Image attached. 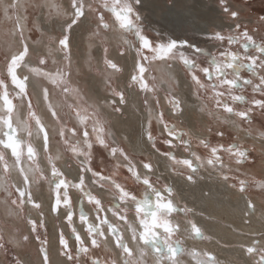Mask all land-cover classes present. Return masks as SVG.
<instances>
[{
    "label": "snow or ice",
    "instance_id": "snow-or-ice-1",
    "mask_svg": "<svg viewBox=\"0 0 264 264\" xmlns=\"http://www.w3.org/2000/svg\"><path fill=\"white\" fill-rule=\"evenodd\" d=\"M43 10L59 11L61 5L55 0H44L43 4L37 5ZM143 0H70L71 14L64 25V34L55 39L59 51L63 52V58L55 69L48 68V59L45 55L38 54L36 65L30 62V55L34 48L30 49L27 38L24 35V23L26 19L21 13L27 12V6L21 0H8L2 11L8 19L14 17L15 31L13 39L18 43L15 51H10L4 56L5 73L0 77V128L6 129L0 136V192L4 193V199L0 201L6 206L7 214L13 212L20 215L28 226L27 234L17 240L18 229H13V235L5 238V233L0 230V250H5L9 243L19 244L30 242L35 239L39 243V255L41 264H81L86 258V264H146L148 252L146 246H151L153 254L157 257V264H182L181 257H187L186 264H218L216 256L210 251H201L192 246L186 250L184 238L194 241H211V235H205L204 230L198 225L196 217L212 220L205 217L203 211H197L193 207L183 206L175 203L179 195L178 189L173 185L165 183L160 187H154L151 183V174L155 169L149 159L137 160L128 149L115 142L109 143L106 138L111 133H106L103 109L109 107L111 114L117 117L124 116L128 107L126 92L138 89L143 94V106L145 110L143 144L149 146L151 151L170 162L167 165L173 175L181 179L189 186H195L205 179L201 170L215 176L218 182L238 192L245 203V215L242 221L250 224L249 217L255 216L257 206L253 197L249 194V188H259L264 195V180L249 179L246 175L247 165L255 164L257 160L264 167V132L255 137L260 144L261 154L253 157L256 146L240 145L235 138L229 144L217 141L215 144L207 137H196L193 145L192 137L185 140L188 133L178 131L175 125L168 123L164 118V110L161 107L160 89L157 86V77L152 75L153 70L160 65L169 73L167 82L169 87L165 91L164 100L173 116L183 115L182 100L176 96L175 90L180 80L173 78L171 73L179 77L176 70L182 69L184 79L188 82L190 93L201 101L199 111L207 112L214 117L218 123L225 126L235 125L236 121L231 117L238 118L241 124L251 125L252 114L259 110L264 115V35L260 36L257 43L254 33L258 34L264 27V16L258 17L259 24L249 29L247 25L239 23L240 13L233 10L229 0H219L222 16L232 21L226 26L221 25L220 30H213L204 34V39L214 40L221 47L219 56L210 53L207 49L189 39L179 37L163 38L160 32H156L153 38L146 31L141 14ZM92 17L95 25L94 36L99 37L101 32L118 33L119 40L127 46L129 53L134 49L132 56V68L127 76H123L124 69L113 59L108 57V47H103V64L105 69L113 73H121L120 82L122 87L113 85L107 81L110 87V96L103 101L90 103L78 86H74L71 76V51L70 39L74 26ZM226 27V33H225ZM132 39H127V36ZM227 45V47H225ZM238 45L239 47H234ZM53 49H48V55ZM119 56L125 57V48H119ZM252 52L255 55L251 54ZM201 55L207 56L202 66L199 62ZM57 64L56 60L52 61ZM241 69H247L252 78H243V84L238 83L242 77ZM23 73V74H21ZM148 74V75H146ZM231 75V78H229ZM203 77V79H202ZM31 78H38L39 86L33 85L29 93ZM151 81V82H150ZM9 83L12 86V94L9 92ZM244 86H251L253 98L248 100L243 94ZM53 96H58L60 102L56 103ZM14 99H19L21 105L26 107V119L17 117V126L26 132L28 140H22L17 135V128L13 126L12 114L15 108ZM33 99L36 105L33 104ZM208 102H213L214 110L208 108ZM237 105L243 110H237ZM36 106H42L52 121L49 128L36 111ZM222 110L225 117L221 118L218 113ZM155 120L161 127V143L167 150L161 151L157 146L156 139L152 134V124ZM33 122L36 135L41 139L39 149L30 142L33 136ZM239 127V126H238ZM248 132L249 129L241 128ZM209 134L212 129H207ZM166 134V135H165ZM215 136L223 139L225 131L217 130ZM57 138L58 144L65 146L66 152H71L78 161V179L68 180L64 173L57 167L59 156L51 155V143ZM71 137H78L72 142ZM123 139L131 140L128 137ZM26 145V152H25ZM94 146H99L108 151L113 159V167L108 174L98 171L92 166ZM203 148L206 155H201L196 149ZM177 150H182L186 156L178 157ZM143 151V147H141ZM43 156L50 167L54 181L53 199L49 211L54 219H59L61 209H64V221L69 229L65 235L63 229H58L55 238V249L57 260L50 256V241L47 237L45 219L42 203L33 199L31 191L30 174L35 176L37 182L46 180L40 168L39 159ZM31 162L26 170L23 159ZM229 161L225 163V160ZM11 161V164H10ZM16 170L20 182L15 183L10 179L11 170ZM242 169L244 171H242ZM127 173L128 179L142 182L151 188L156 197L155 210L151 209L153 201L147 195L138 200L131 193L125 182L120 179V173ZM87 177V180H86ZM96 185L100 190L105 185H110L118 195V201L113 199L106 207L102 198L93 194L88 183ZM75 189L82 199L93 206L94 219L89 218L83 207L79 208L78 222L81 231L74 223L72 199L69 189ZM207 196L208 193H203ZM135 205V216L130 221L128 217V204ZM29 205L35 210L39 219L23 215L24 208ZM144 212L143 218L140 214ZM264 215V205L260 207ZM175 213V215H173ZM182 216L183 219H179ZM138 219V225L135 221ZM123 228V231H121ZM40 229H45L43 235ZM162 229V233L161 230ZM127 233V239L125 238ZM240 235H251V242L240 244L239 248L245 256L251 258V264H264V231L256 238L255 234H246L242 231ZM173 236L178 238L172 239ZM74 241L70 243V238ZM141 242L143 246L141 247ZM163 242V247H161ZM217 243H221L217 241ZM111 244L118 252L113 258L109 254L104 259L95 255L93 250L103 249ZM222 246H229L226 243ZM15 264H22L17 258Z\"/></svg>",
    "mask_w": 264,
    "mask_h": 264
},
{
    "label": "rangeland",
    "instance_id": "rangeland-1",
    "mask_svg": "<svg viewBox=\"0 0 264 264\" xmlns=\"http://www.w3.org/2000/svg\"><path fill=\"white\" fill-rule=\"evenodd\" d=\"M206 1H210L212 3L213 7L218 11V13H217V15H219L218 17L223 21V23H225V26L227 24H229V23H233L232 21L227 20V19H225L222 16L221 9L219 7V0H206ZM7 2H8V0L5 3H3V0H0V77H4L6 75V73H5V64H4V56H5V54L9 53L10 51H15L16 48L18 47V43L13 39V32L15 31L14 17L12 19H8V18H6L4 16V13L2 11L3 6ZM55 2L58 5H61V1L60 0H55ZM68 2H69V11L68 12L64 11L62 5H61V8L59 9L58 12L57 11H50L48 8H45L44 9V13H43V20L46 23L51 22L53 24L54 23L57 24V23H63L64 22V25H65V23L68 21L69 15L71 14L70 0H68ZM21 3L27 6V12L26 13H24V12L21 13L23 16L26 17V19L22 21V23H24V35H25V37L28 40L30 49H32V48L35 49V51H33L31 53L30 58H29L31 64L32 65H36L38 63L39 56H38L37 53H39V54L45 55L47 57V59H48V68L49 69H55L58 66V64L61 62L64 54H63V52L58 50L56 44L54 43L55 37L50 36L47 32L42 31L41 28H40V22L37 19H38V17L40 18L41 8L37 7V5L42 4L43 0H21ZM170 3H171V0L168 1V5H170ZM229 3L231 4L233 10H237L240 13V19H239L238 22L241 23L242 25H247V27L250 30L255 28L259 24L258 17L264 16V0H229ZM145 13L146 12H142L141 11L142 16L144 17V20H143L144 27H145L146 31L148 32V34L150 36H152L153 38H155L156 37V33L154 31L150 30V28L148 27V25H147V23L145 21ZM200 19H202V18H200ZM82 20H83V18H82ZM86 21L88 22V25H87L88 32H87L86 38L88 39V41L89 40L96 41L97 43H99L102 46V49H101V53H102L101 61L99 62V66H98V65H96L98 63L95 61V58L91 57V58L87 59L88 61L87 60L82 61L81 65H79L80 59L78 57H74L72 55L73 51H75V50H72L71 46H70V51H71V76H72V80L74 81V86H78L82 90V92H83V94L85 96V99H87L90 103H92V102H97V101L89 99L90 97L88 96V91H87L88 86H87V82L86 81L89 79V76H88L89 73H93L94 72L93 75H95L98 78L104 79L106 81V84L104 86L105 91H103L104 92L103 94L106 93L105 95H108V96L110 95V87H109L107 81H111V83L113 85H117L115 78L118 77V76H121L122 74L121 73H113L112 70L105 69V66L103 64V55H104L103 54V47L105 45L108 47V50H109L108 57L110 59H112L110 57V52H111L112 47L105 40L104 37H105V35L110 34V33L114 32L115 30H113L112 32H107V33L101 32L100 36L97 37V36H94L92 34L94 32V29H95V25H94V22L92 20V17H89ZM64 25H63V31L62 30L61 31L60 30H56L55 31V33L57 32L56 33V35H57L56 38L61 37L64 34ZM75 27L76 26H74L73 29ZM73 29H72V31H73ZM213 30H220V27H212L209 32L207 31V32H204V33L191 32V34L189 33L190 35L189 34H184L183 37H179V38L180 39L187 38L190 41H195V42L198 43L199 46L207 49L210 53L219 56V52L222 49L217 44V42L214 41V40L204 39V34L205 33H210ZM72 31L69 34L70 41L72 39ZM225 33H226V27H225ZM261 35H264V27H261L260 33H258V34L254 33V36H255V39L257 40V43L260 42L259 38H260ZM169 37L174 38L173 36L168 35L164 39L167 40ZM127 39L131 40L132 37L129 35V36H127ZM54 44H55V46H54ZM225 47H227V45H225ZM234 47H239V46L236 45ZM49 48L53 49L51 55H48V49ZM118 48H125L126 51L128 50L127 46L123 45L122 43L118 44ZM132 50L134 52V49H132ZM74 53L78 54V51H75ZM58 54H59V57H58ZM134 54H135V52H134ZM251 54L255 55L254 52H252ZM207 58L208 57L205 56V55H201L199 57V62L202 64V66H208L205 63ZM53 60H56L57 64H53L52 63ZM88 64L90 65V68H89ZM80 66L82 67V69H80ZM77 68H79V69H77ZM78 70H80V71H78ZM180 70H181V72L184 75L183 70L182 69H180ZM85 72L86 73L88 72V73L86 74ZM21 74H23V73H21ZM151 74L152 75H156V77H157L156 83H157L158 88L160 89V93L159 94H160V98H161V107L164 110V118H165V120L168 123L175 125V127H176V129L178 131H184V132L188 133V135H185L184 139L188 140L190 137H192L193 138L192 139L193 145H195V143H196V139L195 138L198 137V136L197 135L195 136V134H193V133L191 134V132L189 130H187L186 124L181 122L182 119L180 118V116L179 117L174 116V118H173V117L168 115L169 107H168V105L166 104V102H165V100L163 98L164 95H165V91L167 89L163 87V85H162V83L160 81L161 78L158 76L156 69L153 70V72ZM146 75H148V74H146ZM240 75L242 77L241 81L238 82L240 84H243V78L244 77L252 78L251 74L249 73V71L247 69H241ZM84 78L87 79V80L84 81ZM229 78H231V75H229ZM32 79L37 84V86H39L41 81L38 78H32ZM202 79H203V77H202ZM28 91H29V93H31V90L28 89ZM9 92H10V95H11L12 94V86L10 85V83H9ZM129 92H131V94L134 93L135 95H138L139 104H140V109L139 110L145 112L143 103H140V101L141 102L143 101V94L139 93L138 89H132V90L126 92L127 98L129 96ZM234 94H243V95L246 96V98L248 100H251L253 98V93H252L251 86H244L242 93L241 92H235ZM53 100L56 103L60 102V98L58 96H53ZM198 101L201 103L200 100H198ZM13 103L15 105V108H14V111H13V114H12V118H13V126L15 127V122L17 121V117H19L20 119H26V107L21 105V102H20L19 99H14ZM33 104H34V106L36 105L35 99H33ZM0 106H2V102H0ZM234 107H237V110H243L244 108L248 107V105H244L243 108H241V107H239L237 105H234ZM208 108L214 110L213 102H208ZM36 111H37L38 115H40L38 106H36ZM21 112H22V115L20 116ZM203 114H205V116H206L205 119H203V122L205 124L204 125H200V123L198 124V131L200 133H203V135L201 137L209 138L213 144H215L217 141H219L221 143H224V144H229V143H231L233 141L234 138L236 140V143H238V144H240L242 146L243 145H247L248 147H251L253 144H255L256 151L253 152V157H259L260 156V154H261L260 144H259L258 140L255 137H257L260 132H264V115H261L259 110H256V111L253 112L251 125H248L246 123L245 124H241V122L238 120V118H235V117H231L230 118V119L236 121L237 126H239L238 127L239 131H237L233 127L234 125L225 126L223 124L218 123L217 120L214 117L209 116L207 114V112H204ZM218 115L221 118H223L227 114H224L222 112V110H220ZM124 117H125V113H124ZM104 119H105L106 133H111V135H107L106 136V138L108 139L110 144L113 143V142H115L116 144H121L123 147L128 149L129 152L133 156H135L137 160L145 159V158L149 159L150 162L153 164L154 169L156 167V162H157V159L155 158L156 155H157L158 158H162L163 160L166 161L165 158L159 156L158 154L153 153L151 155V154H149L147 152H142L141 153V152L134 151L132 147H129L127 144H125L120 139H114L112 137L113 131L111 129L112 120L109 117L105 116V115H104ZM161 127L162 126H160L155 120H153L152 129H151L153 137L156 139L157 146L161 149V151H165L167 149L161 143V139H162ZM209 127L212 129V133L211 134H209V132L207 131V129ZM241 128L249 129V131L248 132L242 131ZM5 130L6 129L0 128V136L3 135V131H5ZM217 130L225 131V136L223 137L222 140H221V138L215 136V132ZM34 133H35V125H34V122H33V134ZM18 134H20V132L17 133V135ZM243 134H248L251 138H245V137L242 136ZM18 136L22 140H28L27 134L24 131ZM56 139L57 138L54 137L52 139V143L51 144L56 145L57 147H59L62 150L63 154L68 159L67 162H66L68 168L72 169L73 166L75 168L78 167V161L74 159V157L72 156L71 152H66L65 151V146L62 143L58 144L56 142ZM70 139L72 140V142H75L76 139H78V137H71ZM30 142L33 144L34 147L37 148V146L33 143V139L32 138H31ZM196 150L201 155H206V152H205V150L203 148H199V149H196ZM50 151H51V155H53L51 149H50ZM25 152H26V145H25ZM176 154H177L178 157H182V156H186L187 155L186 153L182 152V150H177ZM40 159H39L40 168H41V170L43 172V175L45 177H47V179L46 180H40L39 182H37L36 179H35V183L37 185H39V184H41L43 182L45 184H49L50 185V188H51L50 189L51 202H52L54 181H53V178H52V175H51L50 167L47 165L48 173L45 172L43 170V168H42V164L40 162ZM166 162H167L166 163L167 165L170 163L168 161H166ZM228 162L229 161L227 160V157H226L225 163H228ZM45 163L47 164V162H45ZM113 163H114V161L110 157L108 151H106L104 148H101L99 146H94L92 166L96 170L103 171L105 174H108L109 170H111L112 167H113ZM10 164H11V161H10ZM25 164L28 167L31 166V162L27 161L26 156L23 159V166L24 167H26ZM57 167L62 171V169H61V167L59 165H57ZM14 171H16V170H14ZM78 171H79V168H78V170H76V174H78ZM242 171H244V170L242 169ZM13 172L10 173V179H11L12 182L14 181ZM207 173L208 172H206V174H205V171L201 170V175H204L205 177L207 175H208L207 177H213L211 180L215 179L214 178L215 176H210L209 173L208 174ZM246 175L248 176V178L250 180L251 179L264 180V167H262V165L259 162V160H257L255 164L247 165ZM173 176H175V175H173ZM64 177L67 178L68 180H73V181L76 180V179H72V177H68L67 175H65V173H64ZM126 177H127V173L124 172V171H121L120 179H121L122 182L126 183V186L129 189V191L131 193L135 194L138 200H142L144 198V196L147 195L148 199L153 201V205H152L151 209H147L146 211H154L155 210L156 197L153 194V192L151 191V188L149 186H147V185H144L142 182H136L133 179H128ZM175 177H177V176H175ZM86 180H87V177H86ZM211 180H209V181H211ZM151 183H152V186H154V187H160V186L164 185L166 183V181L163 180L161 177H159L157 174H155V171H154V173L151 174ZM167 184H169V183L167 182ZM88 186L93 191V194L99 196V194L96 192V190L92 189V187H91V186H95V188H98L96 185H93V184H91L89 182ZM104 190L109 191L110 195H112V197H113V198L109 197V198L104 199V200L102 199V202L105 204L106 207L108 206L109 202L112 201L113 199H116L118 201V195L115 193V190L112 189L110 185H105V189ZM69 194H70L71 199H72L73 210H74V212L77 213V215L74 216V223L76 224L77 228H81V225L78 222L79 208L83 207L85 212H87L89 214V218L90 219H94L95 218V214H94V211H93V206L88 204L86 199H82L80 197V194L75 189L70 188L69 189ZM74 194H75V196H73ZM249 194L253 197V200L258 201L261 204V206L264 205V195L261 194L259 188L254 187V186L250 187L249 188ZM3 199H4V193L0 192V201H2ZM33 199H34V197H33ZM176 201H177V204H179L180 206H183L186 203L184 201H181L179 197H176L175 203H176ZM37 202H39V201H37ZM1 206H3V203H0V230H2L5 233V238L7 239V237H9L10 235H13V229H18L17 239L20 240V237L22 235L27 234L26 232H27L28 226H25V224H26L25 220L22 219L20 217V215H18V214H16L14 212L17 215L18 219L20 221H22V223H24L23 224L24 226H22V227H24V229H22L19 224L14 222L15 218L13 217V214L9 215L8 218L3 215V212L1 211ZM30 213H32V214H30ZM60 214L63 215L61 220H60V217H59V219H54V216L52 214L53 220L55 221V227H56L57 230L58 229H63L64 230V228L67 229L66 231L64 230V232H65V235H68L69 229L67 228V226L65 224V221H64V209H61ZM23 215L25 217L31 216L32 218L39 219L37 212H36V215H37L36 216L34 214V212H32V209H31V207L29 205L25 206ZM173 215H175V213ZM259 215H260L259 212H256V214H255L256 219H257V217ZM134 216H135V205H133V204H131V202H129V204H128V217H129V220L131 221ZM143 216H144V212H142L140 214V218H143ZM44 219H45V217H44ZM179 219L182 220L183 217L180 216ZM135 224L138 225V219L135 221ZM45 228L47 229L46 219H45ZM121 231H123V228H121ZM159 231H161V233H162V229L159 230ZM40 232L43 235V233L45 232V229H40ZM204 232H205V230H204ZM205 235H209V234H207V232H205ZM47 237L49 239L48 229H47ZM125 238L127 239L126 234H125ZM176 238H178V237H176V236L172 237V239H176ZM180 238L184 239V247H185L186 250L190 249L193 246V245H191V246L187 247L186 246V242H185V238L184 237H180ZM72 239L74 240L75 238L71 237L70 241ZM72 241L70 243H72ZM211 241H194V242H198V245H196L195 247H197L201 251H210V252H212L215 255L214 251L209 248V247H211ZM34 242H35L37 248L36 249L34 248L32 250V249H30L31 240L28 243H24V242L21 241V248L23 249V254L26 253L25 255L27 256V258L30 257L32 259H35L36 256H38V254H39V252H38L39 243L35 239H34ZM219 244H221L220 248L225 249V250L226 249H231V248L234 247V246H231V245L225 247V246H222V243H219ZM240 244H248V243H240ZM239 245H236V246L239 248ZM141 246L145 247V246H143L142 242H141ZM161 247H163V242H161ZM146 251L148 252V255H147V258H146V264H157V257L153 254V250L151 249V246H146ZM93 253L95 255L100 256L101 259H104L109 254H111V256L113 258L118 256V252H116L114 249H106L105 247H103L102 250L101 249L93 250ZM224 255H222V252H220L219 254L215 255L216 258H217L218 264L220 262H223L224 259L221 258V257L224 256ZM240 255L243 257L244 260L247 261L248 264H251V258L245 256V254L243 253V251L241 249H240ZM17 258L22 262V264H26V263L23 262L22 258L20 257V255L18 253V250H17V247L14 245V243H9L5 250H0V264H15V261H16ZM181 260H182V264H186L187 257H181ZM81 264H86V258L82 259Z\"/></svg>",
    "mask_w": 264,
    "mask_h": 264
},
{
    "label": "bare ground",
    "instance_id": "bare-ground-1",
    "mask_svg": "<svg viewBox=\"0 0 264 264\" xmlns=\"http://www.w3.org/2000/svg\"><path fill=\"white\" fill-rule=\"evenodd\" d=\"M6 1L7 0H3V3H5ZM60 1L64 11L68 12L69 11L68 0H60ZM168 1L169 0H143V7L141 9L142 12H146L145 21L148 27L150 28V30L154 31L155 33L160 32L163 38H166L168 35L176 38V37H183L184 34H189V33L191 34V32H199V33H204L207 31L209 32L212 27H221V25H225V23H223V21L218 17L219 16L217 15L218 11L213 7L210 1L171 0L170 5H168ZM44 9L41 10L40 18L38 17L37 19L40 22V28L42 31L47 32L50 36H53L56 39L57 32L55 33V31L56 30L63 31L64 22L57 24L56 23L53 24L51 22L46 23L43 20ZM87 25L88 22L83 19L79 24V26H76L73 29L70 46L72 50L78 51V54L77 53L75 54L74 53L75 51H73L72 55L80 59L79 65H81L82 61H85L93 57L95 58V61L98 63L96 65L99 66V62L101 61V55H102L101 53L102 46L96 41H92V40L88 41V39L86 38L88 32ZM104 38L112 47L110 52V57L124 69L123 76H127L132 68V56L135 55L133 50H131L130 53L129 50H127L125 52V57L122 58L119 56V51H118L119 50L118 44L122 43L119 40L118 33L114 31L110 34L105 35ZM80 69H82L81 66ZM156 71L158 76L161 78L160 81L163 87L167 89L169 87V84L167 82L169 73L167 72V70L164 68L163 65H160L159 68L156 69ZM176 71L180 73L179 77H176L175 73H171V75L173 76L174 79L178 78L180 80L179 86L176 88L174 94L182 100V108L184 109V112L183 115L180 116V118L182 119L181 122L186 124L187 130H189L191 134L193 133L195 134V136L197 135L198 137H201L203 133H200L198 131V124L200 123V125H204L205 123L203 122V119H205L206 116L205 114L199 111V105L201 103L196 99L194 95L190 93L188 82L186 81V79H184L183 73L179 68ZM93 74L94 72L88 74L89 76L88 80L84 78V81L87 80L86 82L88 86L87 89L88 96L90 97L89 99L95 100L97 102L103 101L105 98H108L110 96V95L109 96L105 95L106 93L103 94L104 93L103 91H105L104 86L106 84V81L104 79L96 77ZM120 77L121 76H118L115 79H116V83L122 87L123 85L120 82ZM33 85L37 86V84L31 78L29 84V90H31V92ZM138 98H139L138 95H135L134 93L131 94V92H129L128 107L125 111V117L124 116L117 117L116 115H112L111 109L109 107L103 109V114L112 120L111 129L113 131L112 137L114 139H120L129 147H132L134 151L141 153L147 152L152 155L153 152L151 151L149 146L143 144V140H142V136L144 132V119L146 113L144 111L139 110L140 104ZM140 103L142 102L140 101ZM38 108L41 119L49 128H51L52 122L49 119L46 110L42 106H38ZM21 115L22 112L20 116ZM168 115L174 118V116L171 114L170 111L168 112ZM15 127L17 128V133L20 132L21 134L23 132L17 126L16 122H15ZM233 127L237 131H239L237 124H235ZM242 136L245 138H251L248 134H243ZM124 137H128L131 140V143H129L128 140L123 139ZM32 139H33V143L39 149V146L41 144V139L37 137L36 130L32 136ZM141 147H143V151H141ZM51 150L54 157L55 156L60 157V159L57 160V165L61 167L65 175H67L68 177H72V179H77L78 175L75 172L77 168H75L74 166L72 169L68 168L66 164L68 159L63 154L62 150L54 144H51ZM40 158H41L40 162L42 164L43 170L48 173V171L46 170L47 164L45 163L46 161L44 157L41 155ZM155 158L157 159L155 174H157L159 177L165 180L166 183L168 182L170 185H173L176 189H178L179 195L177 197H179L181 201L186 202L187 206L193 207L197 211H203L205 217L213 218L212 220H209L202 217H196L198 225L201 226L205 230V232H207V234L213 237L211 241V247L209 248L214 251L215 255L219 254L220 252H222V255L225 254L224 256L221 257L224 259L223 262H220L219 264H248L247 261L244 260L243 257L240 255V249L236 245H239L240 243L251 242V235H240L239 233L241 231L246 234H255L256 238H259V234L262 231H264V215H262L260 212L261 204L258 201L254 200V203L257 206V212H259L260 215L257 217V219L256 216L249 217L251 221L250 224H245L242 221V217H244L245 215V203L238 195V192L233 191L232 189L226 187L222 182H218L216 179L211 180L213 177H207L208 175L205 177V179L202 182L200 181L198 185L189 186L185 184L178 177L172 175V172L169 171L167 168V164H166L167 162L165 160H163L162 158H158L157 155ZM28 168L29 167L26 165L25 169L27 170ZM13 171L14 169L11 170V172ZM13 179L15 183L20 182V177L16 171L13 172ZM30 180L32 181L31 191L33 197L35 200L36 199L40 200V202L42 203L43 212L45 218L48 221L49 241L51 244L50 256L53 260H57L58 257L56 255V249H55V238H56L57 229L52 221L51 214L48 211V207H49L48 201L50 200L49 184H44L42 182L41 184L37 185L35 183V176L33 174H30ZM96 190L98 191L100 197L103 200L109 197L113 198L112 195H110V192L107 190H100L99 188H96ZM203 193H208V195L205 196L203 195ZM73 196H75V194ZM1 211L3 212V215L5 217L7 218L9 217V215L7 214L6 206L4 204L3 206H1ZM12 214L13 217L15 218L14 222L19 224L20 227L24 229V227H22L24 226L23 225L24 223H22V221L18 219L17 215L14 212ZM61 216L60 218H62ZM25 226L27 225L25 224ZM78 229L81 231V234L83 235V230L81 228ZM64 230L66 231L67 229L64 228ZM217 241H220L222 245L223 243L224 244L226 243L234 247L226 250L222 249L220 248L221 244H218ZM185 242L187 247L191 245L193 246L198 245V242H194L190 238H185ZM14 245L17 247L18 253L24 263L41 264V257L39 254L38 256H36L35 259H32L30 257L27 258V256L25 255L26 253L23 254V249L21 248V242L19 244L14 243ZM104 247L106 249H113L111 244H107ZM34 248L36 249L37 246L34 242V239H32L30 243V249L33 250Z\"/></svg>",
    "mask_w": 264,
    "mask_h": 264
},
{
    "label": "flooded vegetation",
    "instance_id": "flooded-vegetation-1",
    "mask_svg": "<svg viewBox=\"0 0 264 264\" xmlns=\"http://www.w3.org/2000/svg\"><path fill=\"white\" fill-rule=\"evenodd\" d=\"M77 169L76 170H78V167H76ZM46 170L48 171V168H46ZM63 171V170H62ZM76 172V171H75ZM64 173V172H63ZM78 175V174H77ZM77 178H78V176H77ZM14 182V181H13ZM45 184V183H44ZM91 187H95V186H91ZM50 185H49V192H50ZM92 189H94V190H96V188H92ZM96 192L98 193V191L96 190ZM99 194V193H98ZM50 200L48 201V203H49V207H50V204H51V192H50ZM100 196V195H99ZM107 199V198H106ZM37 200V199H36ZM37 201H39L40 202V200H37ZM41 203V202H40ZM49 207H48V211H49ZM32 211L33 212H35V214H36V211L35 210H33L32 209ZM49 213L51 214V212L49 211ZM61 216V215H60ZM39 217V216H38ZM44 217H45V215H44ZM51 217H52V221H53V223H54V225H55V221L53 220V216H52V214H51ZM61 217H63V215L61 216ZM46 219V218H45ZM62 218H60V220H61ZM46 223H47V229H48V221H47V219H46ZM126 234V236L128 235L127 233H125Z\"/></svg>",
    "mask_w": 264,
    "mask_h": 264
}]
</instances>
